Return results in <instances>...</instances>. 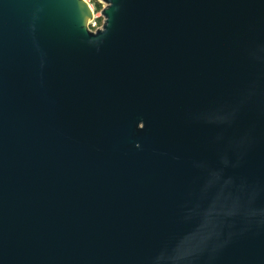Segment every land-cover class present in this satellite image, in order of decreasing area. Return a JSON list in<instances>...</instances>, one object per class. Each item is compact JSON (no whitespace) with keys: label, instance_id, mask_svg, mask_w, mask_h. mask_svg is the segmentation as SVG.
<instances>
[{"label":"water","instance_id":"1","mask_svg":"<svg viewBox=\"0 0 264 264\" xmlns=\"http://www.w3.org/2000/svg\"><path fill=\"white\" fill-rule=\"evenodd\" d=\"M0 0V264H264V0Z\"/></svg>","mask_w":264,"mask_h":264},{"label":"rangeland","instance_id":"2","mask_svg":"<svg viewBox=\"0 0 264 264\" xmlns=\"http://www.w3.org/2000/svg\"><path fill=\"white\" fill-rule=\"evenodd\" d=\"M89 2V5L92 8L94 20L89 24L88 29L91 32H96V30L100 29L103 24V18L101 16V12L104 9V4L99 0H86Z\"/></svg>","mask_w":264,"mask_h":264},{"label":"built area","instance_id":"3","mask_svg":"<svg viewBox=\"0 0 264 264\" xmlns=\"http://www.w3.org/2000/svg\"><path fill=\"white\" fill-rule=\"evenodd\" d=\"M84 1H85L87 4H89L88 1H86V0H84ZM94 18H95V17H94V15H93V13H92V21L94 20ZM92 21H91V22H92ZM91 22H90V23H91Z\"/></svg>","mask_w":264,"mask_h":264},{"label":"bare ground","instance_id":"4","mask_svg":"<svg viewBox=\"0 0 264 264\" xmlns=\"http://www.w3.org/2000/svg\"><path fill=\"white\" fill-rule=\"evenodd\" d=\"M89 5V4H88ZM89 8L91 9V11H92V8H91V6L89 5ZM92 13H93V11H92Z\"/></svg>","mask_w":264,"mask_h":264}]
</instances>
